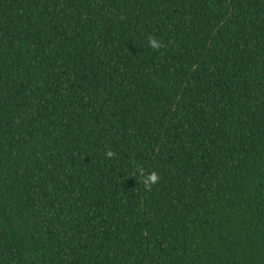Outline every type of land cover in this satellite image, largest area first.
I'll return each mask as SVG.
<instances>
[{
  "label": "trees",
  "instance_id": "obj_1",
  "mask_svg": "<svg viewBox=\"0 0 264 264\" xmlns=\"http://www.w3.org/2000/svg\"><path fill=\"white\" fill-rule=\"evenodd\" d=\"M0 264H264V0H0Z\"/></svg>",
  "mask_w": 264,
  "mask_h": 264
},
{
  "label": "clouds",
  "instance_id": "obj_2",
  "mask_svg": "<svg viewBox=\"0 0 264 264\" xmlns=\"http://www.w3.org/2000/svg\"><path fill=\"white\" fill-rule=\"evenodd\" d=\"M148 39H151V38L149 37ZM152 47L158 49V48L161 47V45L159 43H157V41L153 40L152 41ZM156 179L157 180L159 179V177L157 176V174H156Z\"/></svg>",
  "mask_w": 264,
  "mask_h": 264
}]
</instances>
